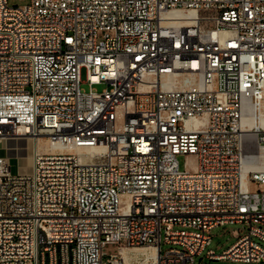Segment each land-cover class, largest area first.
Masks as SVG:
<instances>
[{
    "label": "built area",
    "instance_id": "obj_1",
    "mask_svg": "<svg viewBox=\"0 0 264 264\" xmlns=\"http://www.w3.org/2000/svg\"><path fill=\"white\" fill-rule=\"evenodd\" d=\"M21 135L64 149L0 155V264H264V0H0V140Z\"/></svg>",
    "mask_w": 264,
    "mask_h": 264
},
{
    "label": "rangeland",
    "instance_id": "obj_2",
    "mask_svg": "<svg viewBox=\"0 0 264 264\" xmlns=\"http://www.w3.org/2000/svg\"><path fill=\"white\" fill-rule=\"evenodd\" d=\"M8 2L11 6H16V5L27 4L30 2V0H8ZM86 78H87L86 70L83 69L82 70V80H83L82 88L84 90H89L90 86L86 82ZM94 87L98 91H102L104 88H106V84H103V83L96 84ZM20 147H21V145H20ZM23 147L25 149H21L19 151V154L17 153L20 156L27 154V149L25 147V144L23 145ZM10 151L7 152L6 149L5 150L3 149L0 152V155L5 157L12 164L13 171H16L17 166H18V165L16 166V159H15L16 153L12 150H10ZM39 151L42 152V151H49V150H47L43 147ZM186 158L187 157L185 155H179V157H178L181 169H184V167H185ZM30 162H31V160H27L26 163L23 162V165L18 166V170L20 172H28L27 170L29 169ZM245 228H246V226H243L242 224H227L224 226H219V227H216L214 229L208 230V233L213 238L212 242L208 246V248H213L216 250L217 253H222L225 249H227L229 246H231L235 242V240L237 239V236L235 233L239 232L240 234H244L247 231V229H245ZM162 247L164 250H167L170 246L167 245L166 243H163ZM128 250L130 251L131 249H128ZM104 251L107 254L117 253L119 251V247L117 244H109L105 247ZM130 254H131V258H132L131 259L132 264H153L152 259H147V260L145 259L146 258L145 254H141V255L140 254L139 255H133L132 253H130ZM204 254H205V252H204ZM199 258H200V256L197 257V261L199 264H241L239 262L232 261V260H211V259L206 258V257L203 259L202 262H199Z\"/></svg>",
    "mask_w": 264,
    "mask_h": 264
},
{
    "label": "bare ground",
    "instance_id": "obj_3",
    "mask_svg": "<svg viewBox=\"0 0 264 264\" xmlns=\"http://www.w3.org/2000/svg\"><path fill=\"white\" fill-rule=\"evenodd\" d=\"M13 18H16V9H9V11H5V21H12ZM25 144V147L27 149V154L20 156L19 151L21 149H25L23 145ZM21 145V147H20ZM45 148L49 151H55L64 149V146L59 143H52L47 138H32L30 136L21 135L11 138H3L0 140V152L4 149H6L7 152L10 150L14 151L16 153L15 159H16V166L23 165V162L26 163L27 160H31L28 172H20V173H31L33 170L34 165V158L39 152L41 148ZM11 152V151H10ZM18 153V154H17ZM257 166L262 167L264 165V159L261 162L256 163ZM157 178H165V168H157ZM168 186H176V179H168ZM133 255H146L147 259H152L153 264H158V253L154 247H138L133 248L130 251L128 249H124L122 251V258L126 264H132L131 263V254ZM132 255V256H133ZM140 257V256H139ZM145 257V256H144ZM138 258V257H137ZM144 259V260H145Z\"/></svg>",
    "mask_w": 264,
    "mask_h": 264
}]
</instances>
